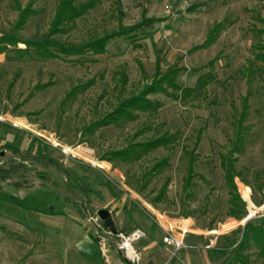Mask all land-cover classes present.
I'll list each match as a JSON object with an SVG mask.
<instances>
[{
	"label": "rangeland",
	"instance_id": "rangeland-1",
	"mask_svg": "<svg viewBox=\"0 0 264 264\" xmlns=\"http://www.w3.org/2000/svg\"><path fill=\"white\" fill-rule=\"evenodd\" d=\"M60 1L0 0V39L19 40L8 42L9 51L0 55V124L4 126H0V167H15L8 179L0 177V191L27 195L42 209L60 198L66 214L51 220L53 233L0 218V264H88L75 243L81 235L96 237L103 222L95 224L91 217L99 211L110 213L119 232L143 230L146 239L140 250L155 240L163 243L156 216H163L174 231L191 225L193 234L187 243L193 249L171 255L167 264L185 253L196 259L203 251L212 264H234L232 255L220 257L211 249L238 245V228L264 217V60L257 58L264 54V0H96L82 19L54 40L84 46L118 32L120 26L158 22L110 41L103 55L87 52L55 60L19 56L27 42L48 38ZM20 7L22 11L31 7V12L17 30ZM219 25L217 39L207 45ZM169 71L182 87L195 88L198 78L209 72L212 82L198 102L183 103L177 99L180 93L169 88L168 94L175 97L162 93L149 97L161 105L158 111L89 135L90 126L116 110L121 100L137 95ZM85 87L67 102L74 89ZM249 94L247 140L235 157L238 170L245 174L244 180L236 179L238 195L246 203V216L238 221L227 215L230 195L221 156L235 138V121ZM167 132L180 133L172 150L159 148L136 163L100 162L108 153ZM46 138L59 146L54 148ZM192 151L196 176L188 193L185 183ZM38 153L61 167L39 163L33 158ZM164 160L165 166L156 172ZM260 172L261 179L256 177ZM248 183L260 184L263 191L254 192ZM76 206L86 209V216L79 215ZM117 246L112 233L108 248ZM255 252L253 248L242 254L249 256V264H264Z\"/></svg>",
	"mask_w": 264,
	"mask_h": 264
},
{
	"label": "trees",
	"instance_id": "trees-1",
	"mask_svg": "<svg viewBox=\"0 0 264 264\" xmlns=\"http://www.w3.org/2000/svg\"><path fill=\"white\" fill-rule=\"evenodd\" d=\"M96 0H88L87 4H78L74 2V0H61L59 2L55 19L51 23L50 32L48 34V38L45 42H27L26 49L19 52V56L28 55L32 58H41L44 60H55L59 58H70L71 56H83L86 55L87 52H92L94 55H103L106 54L107 46L110 41L118 38L124 37L135 32H138L141 28L150 27L154 23L158 22L156 20H146L143 21L139 26L136 27H119L118 32H114L111 35H107L103 38L91 41L90 43L84 46H77V45H64L54 38L57 35L66 34L70 28L80 19L84 17L86 12L94 7ZM19 22L17 23V30L22 28L29 19V14L31 12V7L27 8L26 10L19 8ZM221 26L219 25L210 35L207 45H212L214 41L217 39V34L219 33ZM8 42H19V40L13 37H3L0 39V55L6 54L9 51ZM264 49V48H263ZM88 55V54H87ZM259 56V55H258ZM259 60H264V54L257 57ZM213 64V63H212ZM172 71H169L166 75L161 77L159 80L153 81L150 85L143 86L137 95L130 96L127 99L121 100L119 103V107L116 110L112 111L108 115L105 116L103 120H99L94 122L89 128V135H93L99 128L110 127V126H118L122 124H127L129 122H133L138 118V114L141 113H154L159 110L161 105L158 102H154L149 99L151 96H155L157 94H166L169 97H173L174 93L168 94V89L175 90L176 92L180 93V96L177 99H180L181 102L187 103L188 100H192L193 102H198L205 94L207 87L212 82V75L210 72L208 74H204L198 78L197 84L195 88H186L177 85L175 77L173 78ZM126 78L121 81L122 85L125 86L127 83L125 82ZM89 87V86H88ZM88 87L84 89H74L73 92L68 96L66 99L67 102L71 101L75 98L78 93H82ZM44 88V87H42ZM82 90V91H81ZM175 97V96H174ZM64 106V105H63ZM242 111L240 117L235 121L237 125L235 138L229 144L227 152L221 156V169L224 173V180L225 185L228 189L230 195L229 201V209H228V217L241 221L246 216V203L242 202L241 197L238 195L236 179H245V174L242 171H239L236 165V155L241 153L245 142H246V129L244 128V124L247 122L249 117V107H250V94L242 102ZM0 126H3L0 124ZM4 127V126H3ZM6 129L10 130V126L7 125ZM7 130V131H8ZM92 130V131H91ZM9 135L8 132L6 136ZM180 139V133H165L163 135L158 136L157 138L150 139L147 142L141 143H134L128 145L126 149L121 151H114L108 153L104 157L100 159V162L107 161L111 164L122 162V163H136L142 160L145 156L155 152L159 148H164L167 150H172ZM40 139L35 138V141H39ZM196 148H198V141L196 143ZM8 147V146H7ZM13 152L18 153L19 149H13L11 145L8 147ZM193 152H191V156L188 160V171L189 177L185 183V191L192 187V180L195 175V168H194V156ZM33 158H35L39 163H43L45 166L52 165L56 168H60L58 162L54 159H51L41 154H34ZM165 160L162 162L160 161L157 167L154 169L156 172H160L159 170L165 166ZM15 170L14 165H10V168L0 167V177L4 180L10 177L11 172ZM264 173V172H263ZM263 173H257L256 177L261 179ZM71 179V176H69ZM69 179V180H70ZM244 182V181H243ZM250 187H252L253 191H263L262 186L259 184L258 187L255 185H251L248 183ZM264 187V184H263ZM189 193V192H188ZM27 196V195H26ZM18 197L16 194L12 192L0 191V200L9 202L13 205L19 206L23 209L29 211H35L42 215L48 217H56L62 216L66 217L65 212L63 211L61 206V199H57L54 202H51L45 206V209L41 207H37L35 205V199L30 197ZM68 201V199H65ZM77 207V206H76ZM79 215L86 216L83 211L85 212L86 209L78 206L77 209ZM83 213V214H82ZM103 227L108 229L105 223L103 222ZM237 232L241 233V239L239 243H232L226 249H211L212 252L217 256H225L230 254L233 256V263H240L241 264H249L248 258L249 256H244L242 252H246L249 250L256 249V256L258 259L264 262V217L258 218L254 221H250L246 223L244 227H239ZM95 242L98 243V240L95 237H91ZM241 252V256L240 253ZM244 258V259H242Z\"/></svg>",
	"mask_w": 264,
	"mask_h": 264
},
{
	"label": "crops",
	"instance_id": "crops-1",
	"mask_svg": "<svg viewBox=\"0 0 264 264\" xmlns=\"http://www.w3.org/2000/svg\"><path fill=\"white\" fill-rule=\"evenodd\" d=\"M0 218L13 221L33 231L53 233L52 231H54L53 228L55 225L51 220H58L64 217H48L0 200ZM91 237L88 234L81 235L75 243L77 252L85 262L88 264H129L122 258L117 249L109 248L107 257H104L99 244ZM141 251L143 260L152 262L151 264H167L172 255V249L157 240L147 245L146 248H141ZM203 252V254L197 255L196 259L191 258L188 253H185L183 256L180 255L181 257H177L174 264H212L207 257V253L205 251Z\"/></svg>",
	"mask_w": 264,
	"mask_h": 264
},
{
	"label": "built area",
	"instance_id": "built-area-1",
	"mask_svg": "<svg viewBox=\"0 0 264 264\" xmlns=\"http://www.w3.org/2000/svg\"><path fill=\"white\" fill-rule=\"evenodd\" d=\"M45 140L50 142V145L54 148L59 146L56 142L51 141L48 138ZM99 220L98 213L95 218L91 217V221L95 224L99 223ZM156 220L158 226L164 232L163 243L165 246L172 249L173 257L179 255L183 250L193 249V247L187 243L188 237L193 234V227L191 225H188L187 227L181 225L177 231H174L171 224L164 220L163 216H156ZM108 230L109 229L99 226L95 237L98 240L99 247L104 257H107L109 235L112 234L107 233ZM114 235L118 240L117 250L123 259L130 264H145L139 247L141 242L146 239V233L143 230L135 229L130 232L117 231Z\"/></svg>",
	"mask_w": 264,
	"mask_h": 264
},
{
	"label": "water",
	"instance_id": "water-1",
	"mask_svg": "<svg viewBox=\"0 0 264 264\" xmlns=\"http://www.w3.org/2000/svg\"><path fill=\"white\" fill-rule=\"evenodd\" d=\"M99 219L105 223L108 229L111 230L113 234L117 233V230L115 229L114 222L110 217V213L108 211H99L98 212ZM248 219L245 220L247 222Z\"/></svg>",
	"mask_w": 264,
	"mask_h": 264
}]
</instances>
